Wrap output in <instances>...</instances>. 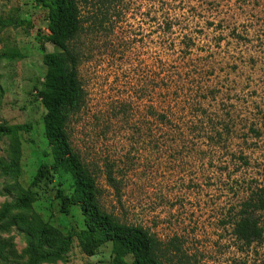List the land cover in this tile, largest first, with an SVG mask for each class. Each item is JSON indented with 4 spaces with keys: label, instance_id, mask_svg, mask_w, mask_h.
I'll list each match as a JSON object with an SVG mask.
<instances>
[{
    "label": "rangeland",
    "instance_id": "1",
    "mask_svg": "<svg viewBox=\"0 0 264 264\" xmlns=\"http://www.w3.org/2000/svg\"><path fill=\"white\" fill-rule=\"evenodd\" d=\"M107 1L79 4L74 45L84 99L66 128L95 176L101 207L162 244L175 239L179 254L163 264H264V235L247 249L233 234L249 187L264 185V0ZM168 7L176 15L171 34L162 16ZM46 25L47 9L34 0H0V54L23 57L0 61V124L31 125L17 142L0 137V162L11 163L18 150L20 166L18 176L0 170V209L53 162L37 97L42 58L54 49ZM72 185L51 173L31 187L30 212L63 234L84 228L79 208L60 214L54 198L58 188L70 195ZM26 245L16 227L0 231V264H27ZM110 259V244L89 256L74 238L55 264Z\"/></svg>",
    "mask_w": 264,
    "mask_h": 264
},
{
    "label": "trees",
    "instance_id": "2",
    "mask_svg": "<svg viewBox=\"0 0 264 264\" xmlns=\"http://www.w3.org/2000/svg\"><path fill=\"white\" fill-rule=\"evenodd\" d=\"M81 1L86 0H34L35 4L47 9L46 42L54 48L42 58L45 67L43 88L37 91V97L45 110L43 134L53 162L39 166L30 187L19 192L14 204L3 205L0 209V231L14 226L27 236L24 251L27 264L60 262L69 252L74 238L89 256L94 255L100 246L110 244L111 259L108 264H163L162 259L179 254L175 239L162 244L142 226L122 223L105 211L99 202L100 194L92 170L81 161L69 143L66 131L68 121L80 109L84 99L78 77L81 56L74 45L83 28L79 7ZM103 3L109 6L111 1L103 0ZM105 11L102 16L107 18L108 10ZM170 12L168 7L162 15L166 33H170L176 24V15L172 17L174 13ZM22 58L16 50L0 54V61ZM168 62V57L162 58L161 67L168 66ZM157 118L161 125H170V119L165 114H159ZM30 131V124H0V137L15 142L21 133L27 134ZM0 170L5 174H20L18 150L11 163L4 165L0 162ZM51 173H62L72 178V193L67 195L63 189L58 188L54 198L59 201L60 214L68 215L71 207H78L84 228L63 234L30 212L32 204L37 200L31 187L41 183ZM108 180H112L110 173ZM12 210L16 212L12 213ZM233 234L242 247L247 249L263 240L264 185L249 187L247 198L235 214Z\"/></svg>",
    "mask_w": 264,
    "mask_h": 264
}]
</instances>
